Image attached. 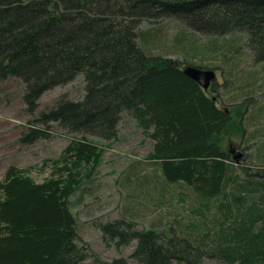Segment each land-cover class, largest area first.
I'll return each instance as SVG.
<instances>
[{
  "label": "trees",
  "instance_id": "obj_1",
  "mask_svg": "<svg viewBox=\"0 0 264 264\" xmlns=\"http://www.w3.org/2000/svg\"><path fill=\"white\" fill-rule=\"evenodd\" d=\"M6 1L0 0V5ZM45 3L28 0L26 5L1 6L0 18L10 15L21 30H15L17 39L0 41V46H4L3 65L6 53L15 59L20 76L35 82L46 78L49 83L50 74L59 71L63 59L77 58L63 53L65 36L72 32L66 31L67 22L60 23L62 28H56L53 35L42 38L40 31L49 29L48 18L44 19ZM134 3L152 4L151 0ZM157 4L163 12L172 14H190L213 4L239 6L251 33L260 27L264 29V16L259 12L264 0H159ZM254 16L263 25L254 27ZM77 25L76 22L70 29ZM113 27L110 20L107 24L105 20L88 18L86 30L94 29L98 34L91 38L97 41L100 34ZM4 33L0 29V39L6 38ZM160 35L156 32L146 42L145 54H135L131 62L133 72H128L132 77L128 97H121L120 108L133 109L136 126L150 140L146 159L148 165L154 166L151 177L156 183L186 185L198 202L196 211L203 213L200 218L211 212L208 224L185 222L184 218L191 216L182 205L175 218L160 229L155 224L138 229L137 223L123 214V218L97 222L96 226L104 241H110L116 248L135 243L133 250L128 258L99 257L82 240L69 198L96 174L105 147L84 136H70L56 157L43 162L40 170L49 168V175L41 181L30 175L31 167L14 163L6 166L0 179V264H203L205 258L221 264H264V103L243 108L236 103L240 97L264 92V66L262 74L250 71L236 74L237 65L230 67L231 56L225 58L228 78L236 85L230 92V101L236 104L229 109L186 76L184 63L170 55L185 53L178 50L163 53L166 46L158 40ZM159 41L161 44L155 47ZM100 44L95 48L88 40L86 47L92 54L89 61L97 69L101 67L105 75L107 70L102 67L110 59H117L120 46L125 45L107 40ZM153 45L159 52L151 50ZM15 48L20 52H15ZM22 55L26 58L24 64L19 62ZM118 63L117 59L115 64ZM3 65L0 70L9 67ZM66 72L68 69L59 76L66 77ZM114 72L112 68L107 74ZM99 80L100 77L91 75L92 88L101 84ZM87 95L92 96L90 92ZM110 99L103 111L83 107L63 113L60 121L69 127V132L93 126L109 116V112H116L119 96L113 92ZM237 136L239 145L231 153L226 142ZM145 181L151 179L144 178Z\"/></svg>",
  "mask_w": 264,
  "mask_h": 264
},
{
  "label": "rangeland",
  "instance_id": "obj_2",
  "mask_svg": "<svg viewBox=\"0 0 264 264\" xmlns=\"http://www.w3.org/2000/svg\"><path fill=\"white\" fill-rule=\"evenodd\" d=\"M37 1L46 2L44 19L47 17L49 23L47 31H40L42 38L53 35L56 28L61 27L60 23L67 22L66 31L72 32L65 36L63 53L74 54L77 60L66 57L59 71L50 74L49 83L46 78L35 82L20 76L21 72L15 68L17 65L15 59L10 58L11 55L5 53L7 59L5 65L2 64L4 49L1 48L4 46H0V67L9 65L5 70H0V179L6 166L14 163L23 168L31 167L30 175L35 181H41L49 175V168L40 170L43 162L56 157L68 143L70 136H84L105 147V152L96 174L70 196L69 203L77 218L79 234L93 253L103 259L129 257L135 243L116 248L110 241H104L96 226L97 222L123 218V214L124 218L135 221L138 229L154 224L160 229L175 218L178 207L182 205L191 216L184 218L185 222L192 220L200 222L199 225H207L211 212H206L200 218L203 213L196 211L199 208L198 202L186 185L179 183L170 186L165 181L156 183L151 177L154 166L148 165L146 159L151 148L150 140L136 126L133 109L120 108V100L121 97H128L132 78L128 72H133L131 62L135 54H145L148 48L146 42L159 32L161 35L158 40L166 46L163 53L178 50L185 55L170 54L171 57L184 64L216 70L213 86L210 85L207 92L221 100L222 105L227 104L230 109L236 103L237 106L242 105V108L263 104L264 92L240 97L236 103L230 101V92L235 90L236 85L228 78V62H224L225 58L231 56L230 67L232 64L237 65L236 74L240 71L262 74L264 29L260 26L263 24H258L254 16L252 24L260 28L251 33L249 24L243 21L239 6L213 4L190 14H172L162 11L157 4L159 0H151L150 6H136V0ZM144 1L146 0H142ZM2 4L4 5H0V8L9 4L26 5L28 0H7ZM259 8L260 14L264 16V6ZM88 18L105 20L107 24L110 20L114 27L109 32L100 34V39L95 41L91 37L98 33L92 28L86 30ZM76 22L77 27L71 30L70 26H74ZM117 24L121 27H115ZM17 25L10 15L0 18V29L6 34V38L1 37L0 41L8 43V39H17L15 30H21ZM56 39L60 42L57 37ZM88 40L95 48L101 46L103 40L119 41L125 45L120 46L118 64H115L117 59L112 58L107 66L102 67L107 71L114 68L116 72L107 74L106 71L102 75L101 67L97 69V65L94 66L89 61L92 54H89V48L86 47ZM229 40L232 41L229 43ZM160 41L156 42L155 47L161 44ZM155 47L153 45L151 50L159 52V48ZM15 52H20V49L15 48ZM24 59L26 58L22 55L20 64H24ZM77 67L79 68L76 69ZM64 69H68L66 77H60L59 74ZM91 75L100 77L101 84L96 85L95 89L89 83ZM93 81L95 82V77ZM88 92L92 96L88 97ZM113 92L119 96L115 103L116 112H109V116L102 117L93 126L69 132V127L60 121L63 113L76 112L83 107L103 111ZM89 98L91 102L88 101ZM239 142L238 136L231 137L226 142L229 151H235ZM144 178L151 181L144 182ZM203 264L221 263L205 258Z\"/></svg>",
  "mask_w": 264,
  "mask_h": 264
},
{
  "label": "water",
  "instance_id": "obj_3",
  "mask_svg": "<svg viewBox=\"0 0 264 264\" xmlns=\"http://www.w3.org/2000/svg\"><path fill=\"white\" fill-rule=\"evenodd\" d=\"M183 73L188 76L190 79L194 80L196 83L200 85L203 90H208L212 81L216 78V70L212 68H202L192 64H184L183 65ZM215 97H212L214 99ZM234 153V151H230ZM239 158V154L236 153L234 155V159L237 160Z\"/></svg>",
  "mask_w": 264,
  "mask_h": 264
}]
</instances>
